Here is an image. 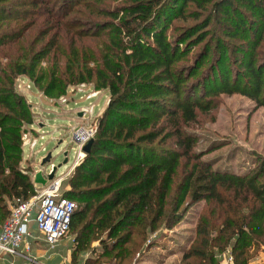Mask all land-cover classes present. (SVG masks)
I'll list each match as a JSON object with an SVG mask.
<instances>
[{
  "label": "trees",
  "instance_id": "16d2710c",
  "mask_svg": "<svg viewBox=\"0 0 264 264\" xmlns=\"http://www.w3.org/2000/svg\"><path fill=\"white\" fill-rule=\"evenodd\" d=\"M111 3L0 0V225L15 199L35 194L20 166L22 136L34 115L15 79L27 76L46 97L56 98L72 85L92 83L109 100L90 151L62 192L77 205L69 228L73 260L95 240L102 258L126 259L133 250L126 246L138 247L133 236L145 240L171 213L167 197L180 160L188 159L193 163L178 184L181 198L173 210L187 195L192 202L211 201L217 223L205 215L197 232L207 238L217 228V250L230 249V264H250L254 251L264 250V158L245 174L213 169L194 152L186 128L198 110L207 111V102L198 99L204 92L240 93L264 106V0H121L109 8ZM190 3L194 23L168 39L167 29L186 19ZM214 13L221 34L205 44ZM208 56L210 63L201 68ZM98 261L89 257L85 264Z\"/></svg>",
  "mask_w": 264,
  "mask_h": 264
},
{
  "label": "rangeland",
  "instance_id": "374dc122",
  "mask_svg": "<svg viewBox=\"0 0 264 264\" xmlns=\"http://www.w3.org/2000/svg\"><path fill=\"white\" fill-rule=\"evenodd\" d=\"M110 1L112 3L109 8L119 6L118 3H121V0ZM229 2L234 3L233 1ZM195 8V5L190 3L187 7L186 19H176L172 22L166 31L168 39L172 40L177 28L183 26L185 28L194 23ZM208 12L209 10H206L202 14L205 13L204 15H206ZM214 15H216V18L209 20L208 30L203 35V43L205 44L211 39L215 40L217 33H220L217 31V13H214ZM204 19L203 16H200L198 21L202 22ZM219 29H221V26ZM227 41L236 45L240 43L239 38L228 37ZM198 47L200 46L192 48L187 58L191 59L199 49ZM211 59L212 57L208 56L203 61L201 68H205ZM42 65H44V62H42ZM221 69H223L222 66ZM209 83L208 85H210ZM27 84L30 85V88ZM205 86L207 85L205 84ZM72 87L73 90H71ZM15 89L32 106L34 119L44 123V126L38 129L39 133L41 131L45 133L44 138L38 139L36 148L44 143L47 148L39 155L51 151L53 154L52 162L56 165L63 161V155L56 154L55 144L57 140L61 136H65V141L60 144V147L65 148V144L72 137V128H77L76 125L86 129H95L97 119L104 111L109 100L108 93H102V89H95L92 83L68 87L63 94L68 101L66 107H62L63 104L59 105V97H46L43 91L36 88L27 76H17ZM91 93H95L94 97L87 100V94ZM204 93L198 99L207 102V111L201 112L198 110L196 120L186 128V131L191 133L195 140L194 152L199 153L200 161L206 162L213 169L217 170L218 168L221 171L235 174L248 173L258 165L257 161L259 159L264 158V106L257 105L254 100L240 93H214V95L205 97L203 96ZM85 109L88 110V113L83 118L82 111ZM67 118H72V120L67 121ZM35 120L33 121L34 124ZM51 137L52 140L50 141ZM74 157L75 153L71 150L68 153V161L57 170L56 176L68 171L61 179V192L67 187L66 180L71 174L68 175ZM192 163L193 160H180L167 197L166 210L171 213L166 214L163 220L159 222L156 231L148 234L145 240L140 241L139 237L133 236L132 243L136 240L138 247L135 249L133 244H128L126 248L133 250L126 259L102 258V245L95 240L90 243L88 250L78 254L73 260L72 252L75 242L72 229L53 248L45 246L42 235L36 229L33 221L35 211L32 212V220L29 224L32 236L27 240L31 245L36 244L42 250L35 252L32 256L35 255L36 259L39 257L41 264H85L87 263L85 262L86 259L89 257L98 258L97 264H217V261L219 264H230V249H225L224 252L217 250V228L208 230L207 238L197 232V225L205 215L209 216L212 222L217 223V207L211 201L201 199L192 202L187 195L180 208L177 211L173 210L176 201L181 198L178 184L182 183L184 174L188 172ZM176 214L179 215V218L171 228H167V224L172 223L176 218L172 217ZM169 218H172L171 222ZM207 243H209L208 246ZM212 244L215 245L211 246ZM206 246L210 254L208 257L205 256ZM189 250H193V255L184 258L183 254ZM209 257L212 260L211 262L207 259ZM263 260L264 250L259 248L254 251L250 264H263Z\"/></svg>",
  "mask_w": 264,
  "mask_h": 264
},
{
  "label": "built area",
  "instance_id": "2783aa9c",
  "mask_svg": "<svg viewBox=\"0 0 264 264\" xmlns=\"http://www.w3.org/2000/svg\"><path fill=\"white\" fill-rule=\"evenodd\" d=\"M27 86L30 88L29 84ZM94 95L95 93L87 94L86 99H92ZM58 99L59 105L63 104L62 107H66L68 101L65 95H61ZM82 112V117L85 118L88 110L85 109ZM76 126L77 128H72L70 139L73 142L72 151L75 153L74 165L82 162L85 156L82 147L90 138H93L96 129ZM28 133L29 131L23 133L22 141L32 149L34 143L30 140ZM60 183L61 179L54 178L46 186L35 190V194L29 199H15L9 206V215L0 225V258L5 254L20 256L32 264H38L36 257L31 254L32 247L27 240L32 236L29 224L33 211H35L33 221L36 229L49 248H53L68 233L71 217L77 205L73 200L63 196ZM229 259L232 262L231 257Z\"/></svg>",
  "mask_w": 264,
  "mask_h": 264
},
{
  "label": "crops",
  "instance_id": "0c3cea01",
  "mask_svg": "<svg viewBox=\"0 0 264 264\" xmlns=\"http://www.w3.org/2000/svg\"><path fill=\"white\" fill-rule=\"evenodd\" d=\"M106 92L105 90H103L102 93ZM33 98H35L33 96ZM45 106H47L46 104H44ZM32 107V106H31ZM35 120V119H34ZM37 120V119H36ZM35 120V124L32 123L27 129L29 131L28 133V136L31 138L30 140H33V148L31 149L29 147L28 144H25V143H22V159H21V162H20V166L23 170L25 171H28V174L31 178V181L33 183V176H34V173L40 169L39 167V162L41 161V159L49 152L47 151V153H43L42 155H39L41 154V152L43 151H46V144H41L38 148H36V145L38 144V139H43L44 138V132L41 131V133L38 132V129L41 128L42 126H44V123H41V121H36ZM67 121L69 120H72V118H67L66 119ZM75 122V121H74ZM48 126V124H47ZM65 126V125H64ZM55 128V127H54ZM52 134V133H51ZM64 137L65 136H61V138H59L56 142V154H62V151H64V147H60V145L58 146L57 148V145L60 143V142H64ZM52 140V137L50 139V141ZM49 142V141H47ZM60 143V144H62ZM68 143V142H67ZM66 143V144H67ZM65 144V145H66ZM63 159H64V156H63ZM52 165H56L54 164L52 161H51V164H49L46 168H42L44 173H48V171L50 170V168L52 167ZM76 165L73 164L72 162V166L71 168L69 169V173L68 175L71 173V171L73 170V168L75 167ZM68 172V171H67ZM62 172L59 176H55V178L57 179H62V177L67 174ZM57 175V174H56ZM49 183V182H48ZM34 186H35V190L37 189H40L44 186H41V185H38V184H35L33 183ZM32 234V233H31ZM45 244V243H44ZM59 244V243H58ZM45 246H47L45 244ZM32 247V252L31 254H35V252H39L42 250L41 247L37 246L36 244L34 245H31ZM48 247V246H47ZM35 256V255H34ZM41 260L39 259V257H37V262L38 264H41L40 262ZM0 264H31L28 260H26L25 258L23 257H20V256H10V255H3L1 258H0ZM263 264H264V260H263Z\"/></svg>",
  "mask_w": 264,
  "mask_h": 264
},
{
  "label": "water",
  "instance_id": "95a60500",
  "mask_svg": "<svg viewBox=\"0 0 264 264\" xmlns=\"http://www.w3.org/2000/svg\"><path fill=\"white\" fill-rule=\"evenodd\" d=\"M93 138H90L86 144L82 147V151L85 153V155L90 151V147L92 144ZM62 143V142H60ZM60 143L57 145H60ZM72 143L71 140L68 141V143L65 145L64 151H62V155L64 156V159L62 163L57 164V165H52L48 173H44L42 168H46L49 164H51L53 154L52 152H48L39 162V167L33 176V183L41 185V186H46L48 182L52 181L57 173L58 168L62 165L65 164L68 161V153L72 150Z\"/></svg>",
  "mask_w": 264,
  "mask_h": 264
}]
</instances>
